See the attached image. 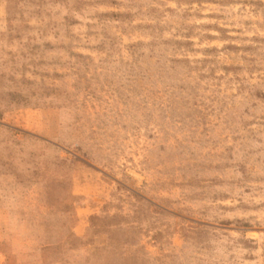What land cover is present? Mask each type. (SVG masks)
<instances>
[{
  "label": "rangeland",
  "instance_id": "374dc122",
  "mask_svg": "<svg viewBox=\"0 0 264 264\" xmlns=\"http://www.w3.org/2000/svg\"><path fill=\"white\" fill-rule=\"evenodd\" d=\"M0 174V264H264V0H0Z\"/></svg>",
  "mask_w": 264,
  "mask_h": 264
},
{
  "label": "crops",
  "instance_id": "0c3cea01",
  "mask_svg": "<svg viewBox=\"0 0 264 264\" xmlns=\"http://www.w3.org/2000/svg\"><path fill=\"white\" fill-rule=\"evenodd\" d=\"M11 179L7 180V176L5 174H0V233L2 231V225H1V220L2 217H4V219H6L8 213L5 210V205H6V201H7V187L10 184ZM6 222V221H5ZM6 224V223H5Z\"/></svg>",
  "mask_w": 264,
  "mask_h": 264
}]
</instances>
